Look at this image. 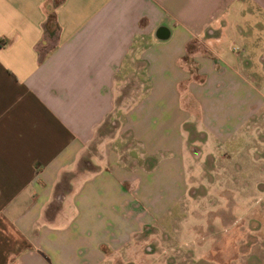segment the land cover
<instances>
[{
    "label": "crops",
    "instance_id": "1",
    "mask_svg": "<svg viewBox=\"0 0 264 264\" xmlns=\"http://www.w3.org/2000/svg\"><path fill=\"white\" fill-rule=\"evenodd\" d=\"M0 42V264H154L184 124L258 103L264 0H0Z\"/></svg>",
    "mask_w": 264,
    "mask_h": 264
},
{
    "label": "rangeland",
    "instance_id": "2",
    "mask_svg": "<svg viewBox=\"0 0 264 264\" xmlns=\"http://www.w3.org/2000/svg\"><path fill=\"white\" fill-rule=\"evenodd\" d=\"M198 46L209 56L206 44ZM250 56L245 59L249 78L259 80V100L249 101L248 122L227 139L202 124H184L183 195L172 203L168 188L169 218L152 232L154 264H192L199 257L210 264H264V56ZM186 62L197 69L194 60ZM134 260L143 264L138 255Z\"/></svg>",
    "mask_w": 264,
    "mask_h": 264
},
{
    "label": "trees",
    "instance_id": "3",
    "mask_svg": "<svg viewBox=\"0 0 264 264\" xmlns=\"http://www.w3.org/2000/svg\"><path fill=\"white\" fill-rule=\"evenodd\" d=\"M4 45V43L3 42H0V46H3Z\"/></svg>",
    "mask_w": 264,
    "mask_h": 264
}]
</instances>
